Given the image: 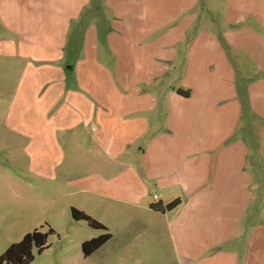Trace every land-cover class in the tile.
<instances>
[{
    "label": "crops",
    "instance_id": "obj_1",
    "mask_svg": "<svg viewBox=\"0 0 264 264\" xmlns=\"http://www.w3.org/2000/svg\"><path fill=\"white\" fill-rule=\"evenodd\" d=\"M5 91L15 183L104 210L143 264H264V0H0Z\"/></svg>",
    "mask_w": 264,
    "mask_h": 264
},
{
    "label": "rangeland",
    "instance_id": "obj_2",
    "mask_svg": "<svg viewBox=\"0 0 264 264\" xmlns=\"http://www.w3.org/2000/svg\"><path fill=\"white\" fill-rule=\"evenodd\" d=\"M9 95V91L4 92L0 105V134L3 138L8 134L3 124ZM250 119L245 108L241 129L245 136L251 135ZM3 147L6 151V142ZM16 165L8 156L0 154V254L11 243L22 239L27 232L35 228L45 231L51 226L55 232L48 237L49 246L41 253L34 250L35 257L29 264H143L139 259L145 255V237L133 236L134 234L126 236L122 226L114 223L110 227L106 225L107 229H102L90 226L85 220H75L70 207L71 203L78 204V194L61 193L53 189L49 192L42 184L34 186V177L22 176L18 183H15L16 178H11L8 174L14 172ZM27 181L33 183L29 185ZM11 185L13 189L10 188ZM93 213L95 217L89 215L100 222L108 221L109 214L104 210H93ZM117 225L118 228H115ZM106 231L111 232V238L93 253L84 256L82 242ZM154 245L155 248L150 249L151 262L146 264H178L171 256L170 250L168 256L157 257L160 249ZM164 250L167 252L166 248Z\"/></svg>",
    "mask_w": 264,
    "mask_h": 264
},
{
    "label": "trees",
    "instance_id": "obj_3",
    "mask_svg": "<svg viewBox=\"0 0 264 264\" xmlns=\"http://www.w3.org/2000/svg\"><path fill=\"white\" fill-rule=\"evenodd\" d=\"M180 203L181 199L176 198L167 204L161 202L151 203L150 207L155 211L165 212L174 209ZM71 214L75 220H85L94 228L107 229L105 224L83 210L72 207ZM54 232L55 230L51 226L45 231L40 228H35L32 231L27 232L22 239L11 243L7 249L0 254V264H29L35 257L34 250H36L37 253H41L46 249L49 246L48 237ZM111 236V232L106 231L98 236L84 240L81 244L84 256L93 253L109 240Z\"/></svg>",
    "mask_w": 264,
    "mask_h": 264
}]
</instances>
